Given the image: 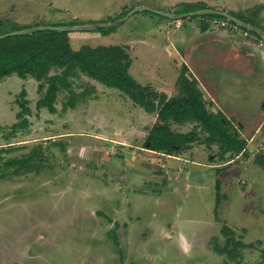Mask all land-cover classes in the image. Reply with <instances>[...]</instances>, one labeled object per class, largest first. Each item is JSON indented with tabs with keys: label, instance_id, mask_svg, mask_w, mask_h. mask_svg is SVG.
I'll use <instances>...</instances> for the list:
<instances>
[{
	"label": "rangeland",
	"instance_id": "obj_1",
	"mask_svg": "<svg viewBox=\"0 0 264 264\" xmlns=\"http://www.w3.org/2000/svg\"><path fill=\"white\" fill-rule=\"evenodd\" d=\"M196 2L249 19L264 30V0H0V20L12 31L103 23L141 6L106 31H69L70 45H129L133 77L171 97L179 92L180 75L184 70L188 74L187 61L196 64L204 57L196 44L200 17H184L179 28L178 19L151 11L174 13ZM237 36L240 44L248 40ZM179 39L185 46L175 44ZM256 39L264 43L263 37ZM221 60L219 56L216 66L201 73L213 72L219 82L216 97L227 98L221 111L251 148L232 160H227L229 151L221 158L194 122H170L173 131H193L199 137L179 154L193 161L196 152L193 163L149 153L144 145L156 114L145 113L127 95L94 79H73L75 92L90 89L74 107L63 109L67 92L59 91L52 117L47 107H35L33 79L2 78L0 152L7 141L24 147L1 153L0 264H264V169L255 161L264 160V122L258 128L264 117V57L262 67L257 62L254 68L248 55L219 65ZM201 83L197 80L202 94L210 95L206 88L211 82ZM22 90L30 100L33 127L16 129ZM205 101L209 110H219L209 98ZM39 144L46 150H38L24 171L4 164ZM213 162L223 166L209 167ZM223 224L234 230L236 240L251 244L239 247L233 260L212 248L225 246Z\"/></svg>",
	"mask_w": 264,
	"mask_h": 264
},
{
	"label": "trees",
	"instance_id": "obj_2",
	"mask_svg": "<svg viewBox=\"0 0 264 264\" xmlns=\"http://www.w3.org/2000/svg\"><path fill=\"white\" fill-rule=\"evenodd\" d=\"M205 8L211 7H206L202 2L186 3L181 10L173 12L182 14ZM131 9L132 7L123 15L107 21L122 18ZM151 13L156 14L153 11ZM232 15L259 27L249 19ZM162 17L165 18L166 16ZM195 17H200L203 20H225L256 38H262L259 34L218 14L195 15L188 18ZM77 24L80 23L73 22L70 25ZM112 27L114 26L99 27L97 30L106 31ZM206 27L207 24L202 25L201 30L206 29ZM10 31L12 30L8 29L5 22L0 20V35ZM131 64L132 55L127 45L90 46L85 44L79 49H73L67 31L39 30L31 34L13 35L0 39V80L5 76L16 74L20 78L30 76L38 81L37 90L42 94L36 103L37 108L47 107L50 112H53L57 93L63 90L67 92L68 97L63 103V109L69 106L74 107L79 98L90 93V89L75 92L72 88L73 79L84 75L107 87L119 90L127 95L133 103L143 108L145 112L156 114V122L150 127L146 139L147 144L144 145L147 149L163 151L167 154L181 151L191 142L198 140L199 137L193 131L185 133L172 131L169 124L170 122H194L200 130L206 133L205 142L218 145L221 157H224L227 151L231 152V155H235L247 150L245 139L238 134L231 123V119L220 110L214 112L207 108L204 96L197 86V80L191 74H187L186 70L178 78V94L168 97L165 92L157 91L148 84L139 83L130 73ZM184 68L187 69V66L184 65ZM25 95V91L22 90L19 94L21 98L16 100L21 108V111L16 114L19 121L13 125V128L16 129L27 126L25 115L29 113V109ZM12 149L14 148H9V150ZM6 150L4 149L2 152H7ZM38 150H43L41 145L33 152H28L20 157L5 159L4 164L6 166L14 165L17 170L24 171L29 160L38 155ZM2 152H0V159H2ZM24 157L27 159L24 160L23 164L22 159ZM255 161L264 169L263 159L256 158ZM218 184L217 182L216 187ZM220 231L226 237L225 246L213 245L212 248L228 259L233 260L238 257L237 249L239 247L251 246V244L236 240L233 235L234 230L225 224ZM113 242L118 246L116 237ZM262 258L264 261V251H262Z\"/></svg>",
	"mask_w": 264,
	"mask_h": 264
},
{
	"label": "crops",
	"instance_id": "obj_3",
	"mask_svg": "<svg viewBox=\"0 0 264 264\" xmlns=\"http://www.w3.org/2000/svg\"><path fill=\"white\" fill-rule=\"evenodd\" d=\"M216 9V8H215ZM216 10H221V9H216ZM223 11V10H222ZM167 18H169V17H167ZM171 19H173V18H171ZM183 18H180V19H178V22H176V25H177V27H182L183 25H184V21L182 20ZM176 20V19H175ZM177 21V20H176ZM221 19H211V20H203V19H200L199 18V27H200V29L198 30V37H197V43L196 44H201V46L203 47V49H204V52H202V55L204 56V57H202V59H201V62L199 63V61L196 63V64H194V63H192L191 62V59L190 58H192V56L190 55V52H189V50H187V49H185L184 48V50H183V52H182V54H183V56H184V58L186 59V60H189L190 59V62H188L187 61V63H188V73L189 74H191L194 78H195V75H196V78H197V80L201 83V81H207V82H211L210 84H208L207 85V91H209V93H210V95H208L207 93H206V95L207 96H205V95H203L204 96V99L205 98H209L213 103H214V105H217L218 107H219V110L221 111V108H223V109H225L226 108V104H227V98L226 99H223V100H218V98L216 97V94H215V92H216V83H219V82H216L217 80L215 79V78H213L211 75H213V72H210V74H207L208 76H204L201 72H202V69H204V70H207V69H209L210 67H212V66H216L217 64H218V58H219V56L221 57V62L219 63V65L220 64H223V63H229V60H232L233 58H235V57H241V56H243V55H248V58H250V60H251V62H250V65L254 68V67H257V62H259V66L260 67H262V62H261V59L264 57V52H262V48H264V43L262 42V41H258V39H256V37H254L253 35V37L252 36H250L251 34L249 33V32H247V31H245V30H243V29H241V28H239V27H237V26H235V25H232V24H228L227 26H222L221 25ZM194 22H190L189 23V26H192V24H193ZM204 24H207V27H206V29H204V30H201V26L202 25H204ZM182 25V26H181ZM219 26V28H221V29H223V31L222 30H218V29H216V26ZM194 26V25H193ZM241 34V36L242 37H244V38H246V39H248V40H245L242 44H240V42H242L243 40H238V36H237V34H239V33ZM187 41V40H186ZM182 41L179 39V40H177L176 42H175V44H180ZM187 43H188V41H187ZM182 45H184L185 46V44L182 42L181 43ZM189 44H194L193 43V41L192 42H190ZM221 44H224L223 45V47H221L220 45ZM128 47H129V50L131 49V47L129 46V45H127ZM182 49V48H181ZM179 50H180V48H179ZM257 50H259V51H257ZM176 51H177V48H176ZM209 53V54H208ZM259 55V56H258ZM260 59V60H259ZM132 62H133V59H132ZM245 62L243 61V62H240V64H244ZM131 67H132V64H131ZM262 69V68H261ZM195 75H194V74ZM249 73V72H248ZM250 74H251V72H250ZM16 75V74H15ZM246 74H244V76H245ZM81 76H84V75H81ZM204 76V77H203ZM6 77V76H5ZM19 77V76H18ZM84 77H87V76H84ZM4 78V77H3ZM26 78H29V79H33L35 82H34V84H33V87L36 89V93H37V100H35V107L37 108V105H36V103H37V101H38V99H39V95H41L42 93L41 92H39L37 89V87H38V81H36L34 78H32V77H30V76H27ZM26 78H22V79H26ZM87 78H89V77H87ZM253 82H256L255 80H253ZM202 84V83H201ZM199 86H201V85H199ZM201 88H202V86H201ZM200 89V88H199ZM202 92V91H201ZM204 94V93H203ZM25 99L27 100V107H28V109H29V114L27 115V117L25 116V118L27 119L28 118V124H27V126L25 127H22V128H28V127H33L31 124H30V121H32L31 119H30V117H31V115H30V113H31V109L32 108H30L29 107V103H30V100L29 99H27V93H26V95H25ZM232 102V101H231ZM37 109H41L40 107L39 108H37ZM65 110H67V109H65ZM226 110V109H225ZM212 111H214V112H217V110H215V109H212ZM17 112V111H16ZM37 112V111H36ZM49 112V111H48ZM56 112L57 111H55V112H50V114H51V116L53 117V115H55L56 114ZM223 114H224V112L225 111H221ZM41 113L43 114V116L44 117H51V116H45V114L47 113V111H46V113L45 112H43V110H41ZM52 113H54V114H52ZM145 113H147V112H145ZM17 114V113H16ZM16 114H15V117H16ZM148 114H150V113H148ZM152 114H155V113H152ZM225 115V114H224ZM17 118V117H16ZM230 119V118H229ZM156 122V121H155ZM264 122V117L263 118H261V119H259V125H258V128L262 125V123ZM176 123V122H175ZM184 123H186V122H184ZM253 123V122H252ZM251 123V124H252ZM179 124H183V123H179ZM55 125V124H54ZM152 126V125H151ZM169 126H170V124H169ZM21 128V129H22ZM257 128V129H258ZM150 129V128H149ZM171 129V128H170ZM256 128H255V132H257L258 130H257ZM172 130V129H171ZM149 131V130H148ZM173 131V130H172ZM175 132H177V131H175ZM183 133H185V132H183ZM254 135V134H253ZM252 135V136H253ZM242 137V136H241ZM243 138V137H242ZM245 139V138H244ZM245 141H247V139H245ZM193 142H196V141H193ZM193 142H191L190 144H189V146H187L186 148H184V149H182L181 151H179V152H174V153H177V156L176 155H173L174 153H172V154H167V153H165V152H163V151H154V150H150V149H147V148H145V150L146 151H148L149 153H151V154H155V155H166V156H168L169 158L168 159H170V158H172V159H175V160H177V161H181V160H183V159H187V158H184V157H181L179 154H180V152H182V151H184V150H186L187 148H189L190 147V145L193 143ZM3 144H6V143H3ZM215 144V143H214ZM246 144H247V142H246ZM7 146V148H5V150L7 151V152H5V151H3L4 152V154H8V152H10V151H12V150H17V149H22L24 146H13L12 145V142L11 141H7V144H6ZM23 145V144H22ZM39 145H41L42 146V149H43V151H45L46 150V147L44 146V144H39ZM38 145V146H39ZM216 146L218 147V145L216 144ZM10 147H12V148H14V149H12V150H9V148ZM218 149H219V147H218ZM248 150H251V148H247ZM219 151H220V149H219ZM31 152H33V150H31ZM26 153H28V152H26ZM195 153V154H194ZM221 153V152H220ZM229 153H231V152H229ZM229 153H225V156L224 157H221L220 155V157L221 158H225L226 159V156L229 154ZM25 154V153H24ZM240 154H244V153H237V154H235V155H232L231 157H229V158H227V160L228 159H230V160H232V159H234V157H238V155H240ZM23 155V154H22ZM192 155H194V156H192L193 158H194V160L193 161H189V159H187L190 163H193L194 161H195V158H196V155H197V153L196 152H192ZM210 158H212L213 156H209ZM3 158H4V156H3ZM2 158V159H3ZM223 166L222 164H218V162L217 163H212V165H209V167H212V166H214V167H217V166ZM219 166V167H220ZM16 168V167H15Z\"/></svg>",
	"mask_w": 264,
	"mask_h": 264
},
{
	"label": "water",
	"instance_id": "obj_4",
	"mask_svg": "<svg viewBox=\"0 0 264 264\" xmlns=\"http://www.w3.org/2000/svg\"><path fill=\"white\" fill-rule=\"evenodd\" d=\"M141 6H137L134 9H132L130 12H128L124 17L114 20V21H107V22H103V23H91V24H77V25H69V26H35V27H30V28H25V29H18V30H13L4 34L0 35V39L7 37V36H13V35H21V34H31L34 33L36 31L39 30H49V29H54V30H60V31H85V30H94L97 29L99 27H106V26H118L120 25L122 22H124V20L130 16L133 12H135L136 10H138ZM143 8H146L145 6H143ZM155 13L160 14L162 16H166L169 18H173V19H180L183 17H189V16H195V15H204V14H218L221 16L226 17L227 19L235 22L237 25L246 28L248 30H251L257 34H259L260 36H262L264 38V30H262L261 28L254 26L252 24H249L247 22H244L243 20L237 18L236 16H233L230 13H227L225 11L222 10H216V9H211V8H205V9H199V10H193V11H189L186 13H182V14H177V13H172V12H163L160 10H153Z\"/></svg>",
	"mask_w": 264,
	"mask_h": 264
},
{
	"label": "built area",
	"instance_id": "obj_5",
	"mask_svg": "<svg viewBox=\"0 0 264 264\" xmlns=\"http://www.w3.org/2000/svg\"><path fill=\"white\" fill-rule=\"evenodd\" d=\"M228 22L227 21H225V20H222L221 21V25L223 26V25H226Z\"/></svg>",
	"mask_w": 264,
	"mask_h": 264
}]
</instances>
